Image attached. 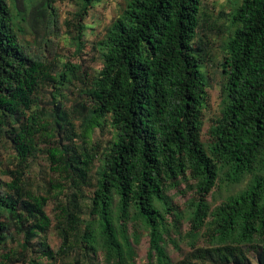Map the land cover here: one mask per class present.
Instances as JSON below:
<instances>
[{
  "label": "trees",
  "instance_id": "16d2710c",
  "mask_svg": "<svg viewBox=\"0 0 264 264\" xmlns=\"http://www.w3.org/2000/svg\"><path fill=\"white\" fill-rule=\"evenodd\" d=\"M82 1L73 17L78 51L83 20L100 0ZM201 8V0H128L100 43L103 66L92 77L79 64L66 62L60 69L32 57L19 40L13 11L0 0V148L10 142L26 162L42 144L48 146L55 176L37 192L24 191L19 177L6 185L13 193H3L0 183V216L13 218L23 236L18 251L2 259L81 264L80 259L92 261L101 246L106 264L113 259L129 264L132 249L124 244L125 231L136 219L134 232L139 223L151 230L158 262L165 264L161 227L164 213L174 210L166 203L167 188L192 181L191 232L204 230L208 245L193 248L179 264H252L247 248L264 242V0H242L232 15L235 32L221 66L227 79L223 112L210 129L208 147L201 135L206 60L194 47ZM74 82L84 86V99L67 108L64 91ZM46 90L52 100L42 105ZM107 127L114 138L100 158L91 136ZM257 169L261 176L211 210L209 197L219 181L240 184ZM50 200L57 203L58 251L46 241ZM86 208L97 230H82ZM6 232L0 221V246Z\"/></svg>",
  "mask_w": 264,
  "mask_h": 264
},
{
  "label": "rangeland",
  "instance_id": "374dc122",
  "mask_svg": "<svg viewBox=\"0 0 264 264\" xmlns=\"http://www.w3.org/2000/svg\"><path fill=\"white\" fill-rule=\"evenodd\" d=\"M13 11L15 28L21 44L27 52L36 59L54 63L60 69L66 62L79 64L83 71H87L92 77H97L103 66V50L100 45L106 37L110 26L122 15L128 0H100L92 4L88 15L83 20L81 32L82 50L78 51V33L74 32V14L79 13L83 6L82 0H6ZM200 27L197 30L194 47H198L206 62L201 66V72L207 83L208 99L202 112V141L206 147L210 142V129L215 121L222 116L224 93L223 87L226 76L222 72V62L226 54V46L234 36L235 26L232 15L237 10L242 0H201ZM84 88L80 82L72 83L64 91L66 95V107L71 108L75 103L83 101L80 97ZM80 90V91H79ZM52 100L48 90L43 92L42 105ZM50 111L51 108H47ZM77 132L83 131L81 122H78ZM113 130L109 127L104 131L95 130L91 141L99 144L100 158L109 150L113 141ZM68 145V140L64 141ZM48 146L42 144L40 151L26 162H22L17 156L10 142L6 141L0 148V183L3 184L2 192L11 193L6 185L19 177L23 180L24 191H43L48 188L49 182L55 177L50 171V160L46 153ZM100 162L96 161V170L100 168ZM263 170L257 169L240 184L227 185L219 181V185L209 197L211 210H214L228 197L237 195L248 184L259 177ZM195 184L192 181H178L167 188L166 197L168 205L174 210L164 213V222L161 227V239L159 246L164 253L165 264H179L193 248L207 246L204 230L193 235L190 219L192 215L191 203L196 197ZM67 190V189H66ZM13 193V192H12ZM62 198V197H61ZM64 200V197L63 199ZM88 199L82 201L88 203ZM157 203V202H156ZM157 206L164 212L163 204ZM46 213L52 221L46 241L52 250L58 251L61 246V238L57 226V203L50 200ZM85 224L82 230L96 228L95 216L86 208L82 215ZM134 219L128 230L125 231L127 241L132 252L128 255L129 264H160L158 256L153 248V234L145 224L139 223L137 232ZM0 221L7 229V239L0 246V264H22L18 259L6 262L2 259L12 251L17 252L23 242V236L19 233L16 221L8 216H0ZM141 222V220H139ZM178 223V224H177ZM115 227L119 239L122 241L120 221L115 217ZM97 230V228H96ZM40 237L33 241L37 247ZM96 257L92 255V261L80 259L81 264H106L104 249L98 246ZM77 253V251H75ZM247 255L252 264H264V242L258 240L248 247ZM11 255V254H10ZM76 255V254H75ZM72 260V259H71ZM75 260V259H73ZM116 264V260H111Z\"/></svg>",
  "mask_w": 264,
  "mask_h": 264
}]
</instances>
